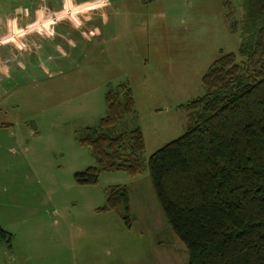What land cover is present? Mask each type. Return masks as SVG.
<instances>
[{
    "label": "rangeland",
    "instance_id": "rangeland-1",
    "mask_svg": "<svg viewBox=\"0 0 264 264\" xmlns=\"http://www.w3.org/2000/svg\"><path fill=\"white\" fill-rule=\"evenodd\" d=\"M112 8L110 19L89 22L88 37L66 36L77 44L72 51L51 41L48 56L26 58L1 47L14 58L0 72V121H12L0 126V225L11 233L0 239V264H187L147 159L185 131L186 103L204 92L209 62L236 53L245 36L241 0H112ZM123 80L144 136V167L78 182L73 173L95 160L77 132L106 113V89ZM115 184L128 187L129 220L121 206L102 208Z\"/></svg>",
    "mask_w": 264,
    "mask_h": 264
},
{
    "label": "trees",
    "instance_id": "trees-1",
    "mask_svg": "<svg viewBox=\"0 0 264 264\" xmlns=\"http://www.w3.org/2000/svg\"><path fill=\"white\" fill-rule=\"evenodd\" d=\"M236 53L221 52L202 75L204 92L186 104V129L147 159L156 198L185 244L187 264H264V0H241ZM106 113L77 132L94 164L76 170L78 182L101 170L142 171L145 142L127 81L110 85ZM121 206L130 219L126 184L106 190L102 208ZM0 239L11 233L0 225Z\"/></svg>",
    "mask_w": 264,
    "mask_h": 264
},
{
    "label": "crops",
    "instance_id": "crops-1",
    "mask_svg": "<svg viewBox=\"0 0 264 264\" xmlns=\"http://www.w3.org/2000/svg\"><path fill=\"white\" fill-rule=\"evenodd\" d=\"M115 12L112 0H0V72L8 71L14 58L1 55L5 50L2 45H8L15 56L21 51L27 58L35 50L48 56V43L56 41L61 47L68 42L67 35L88 37L94 32L89 22L106 21ZM69 41V50L77 48L71 37ZM2 124L11 125L12 121H0Z\"/></svg>",
    "mask_w": 264,
    "mask_h": 264
}]
</instances>
